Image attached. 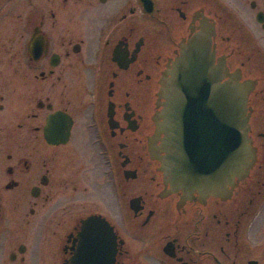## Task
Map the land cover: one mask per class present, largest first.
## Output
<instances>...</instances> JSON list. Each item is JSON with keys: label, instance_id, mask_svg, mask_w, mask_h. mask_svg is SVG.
Wrapping results in <instances>:
<instances>
[{"label": "flooded vegetation", "instance_id": "flooded-vegetation-1", "mask_svg": "<svg viewBox=\"0 0 264 264\" xmlns=\"http://www.w3.org/2000/svg\"><path fill=\"white\" fill-rule=\"evenodd\" d=\"M205 26L249 80L255 161L182 197L155 159L157 94ZM0 264H264V0H0Z\"/></svg>", "mask_w": 264, "mask_h": 264}, {"label": "water", "instance_id": "water-1", "mask_svg": "<svg viewBox=\"0 0 264 264\" xmlns=\"http://www.w3.org/2000/svg\"><path fill=\"white\" fill-rule=\"evenodd\" d=\"M212 30L202 27L165 67L159 80L160 111L155 156L170 191L220 197L244 179L255 161L249 139V80L216 58ZM95 219L90 218L85 223Z\"/></svg>", "mask_w": 264, "mask_h": 264}, {"label": "rangeland", "instance_id": "rangeland-1", "mask_svg": "<svg viewBox=\"0 0 264 264\" xmlns=\"http://www.w3.org/2000/svg\"><path fill=\"white\" fill-rule=\"evenodd\" d=\"M234 50V60L244 62L246 58V42H230L229 50Z\"/></svg>", "mask_w": 264, "mask_h": 264}]
</instances>
